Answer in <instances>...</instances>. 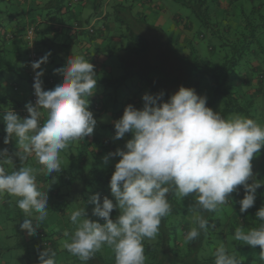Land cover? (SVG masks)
I'll return each instance as SVG.
<instances>
[{"label": "trees", "instance_id": "trees-1", "mask_svg": "<svg viewBox=\"0 0 264 264\" xmlns=\"http://www.w3.org/2000/svg\"><path fill=\"white\" fill-rule=\"evenodd\" d=\"M5 1L0 0V4ZM74 2L78 6L87 2L94 16L99 15L113 26L109 30V42L103 50H96L94 56L104 55L107 58L105 64L94 65L96 63L93 64L91 58L89 60L97 75L95 98L90 101L89 110L99 127L89 146L84 140V145L80 147L71 148L69 145L66 149L70 151L68 156L62 157L60 153L62 170L59 173H37V183L44 186L41 190L47 191L49 210L54 211L60 220L55 230L46 231V221V224H40L34 236H27L26 231L19 227L25 218L24 213L16 207L14 198L5 196L0 204V230L5 232L0 238V262L3 264H39V252L44 247L54 250L56 257L70 254L62 248V240L63 231H70L73 226L68 214L72 209L70 203H73L74 186L84 185V193L96 188L99 191L96 190L95 194H99L101 200L107 196L115 203L109 181L119 157H108L107 162L104 157L118 148L123 149L127 140L132 138L130 133H126L121 139H113V122L122 116L129 104L141 109L143 94L155 95L162 91L163 99L167 101L180 86L192 88L197 95L207 98V107L220 112L225 118L242 114L264 126V0H147L141 6L135 0H119L110 6L108 12L104 8L105 0H46L40 9L43 11L41 16L37 15L46 31L37 36L35 20L38 18H31L34 40L30 46L26 37L28 30L20 21V9L10 14L6 10L8 15L0 17V114L11 109L21 118L28 117L29 114L24 111L25 105L30 102L31 52L37 55V60L50 53L48 62L41 65L43 90L54 88L62 79V74L54 71L62 66L59 57L76 54L71 43H57L56 37L63 27L61 19L72 11ZM164 2H170L172 9L165 7ZM176 5L187 10L185 15L188 17L174 12ZM37 8L31 10L37 11ZM1 14L4 13L0 9ZM168 14L169 27L175 28L182 23L184 35L176 41V45L161 27L154 26L159 24L160 17H168ZM10 23L14 26L18 24L20 30L17 34L8 31ZM74 27L79 31L78 35L83 33L78 23ZM84 31L90 38L100 37L93 28ZM114 39L118 40L114 42ZM18 44L23 48L19 49ZM116 64L121 74L115 77ZM105 97L106 103L103 101ZM107 109L110 110V118L104 117ZM4 129L5 124L0 118V150L6 148L11 155L18 151L16 140L11 138L5 145ZM251 163L253 173L258 174L254 175L255 178L262 184L256 190L253 209L241 213L235 208L236 227L240 225L246 229L259 223L256 212L264 206V183L261 178L264 177V146ZM13 165L17 169L21 166L15 156ZM30 165L42 168L37 163ZM237 189L243 199L245 189L242 186H237ZM74 202L79 204L81 198ZM86 202L83 198L82 205L88 217L103 223L101 218L92 216L94 205ZM169 202L172 212L162 219L158 236L144 241L145 264H213V252L221 242L230 253L236 252L243 259V264H261L259 246L249 247L235 241L236 227L222 229L214 213H205V216L215 227L209 228L206 234L202 232L196 241L185 243L184 234L193 226L191 214L189 210L181 209L175 194H169ZM252 210L254 213H251ZM110 215L115 219L119 210L114 208ZM70 258H73L72 262L65 259L62 264H82L77 257L72 255ZM87 264H115L114 255L107 261L98 252Z\"/></svg>", "mask_w": 264, "mask_h": 264}, {"label": "clouds", "instance_id": "clouds-1", "mask_svg": "<svg viewBox=\"0 0 264 264\" xmlns=\"http://www.w3.org/2000/svg\"><path fill=\"white\" fill-rule=\"evenodd\" d=\"M49 55L31 62L37 99L35 105H25L28 117L21 118L11 109L0 114L6 133L3 143L15 138L18 148L11 155L6 148L0 150V204L5 196L15 199L25 215L19 227L29 236L35 235L49 215L47 191L39 187L37 173H59L61 151L91 136L97 124L89 110V98L97 86L94 65L83 55L68 56L54 70L62 79L54 88L43 90L41 65L48 62ZM163 96L162 91L143 94L141 109L129 104L113 122V139L126 133L132 138L123 149L104 157L105 162L108 157H119L109 181L115 203L107 196L101 200L99 194L88 200L94 205L92 216L103 223L90 219L84 205L68 214L73 229L63 231L62 248L82 264L105 247L114 253L115 264H145L144 241L155 239L162 219L171 214L170 193L180 200L194 194L189 208L193 226L184 234L185 243L215 227L205 213H215L227 204L237 186L245 189L239 211L244 213L254 205L262 183L255 178L251 161L264 146V126L242 114L225 118L207 107V98L192 88L180 86L167 101ZM13 156L21 162L18 169ZM29 158L42 168L27 166ZM114 208L119 210L115 219L110 215ZM256 217V226L246 229L239 225L233 238L249 247L259 246V260L264 264V206ZM56 255L44 247L39 264H57ZM213 257V264H243L222 242Z\"/></svg>", "mask_w": 264, "mask_h": 264}, {"label": "crops", "instance_id": "crops-1", "mask_svg": "<svg viewBox=\"0 0 264 264\" xmlns=\"http://www.w3.org/2000/svg\"><path fill=\"white\" fill-rule=\"evenodd\" d=\"M21 2V4H23V6L27 9V11L23 9H20L19 12V17H20V21H22L24 23V27L26 29V31L31 27L32 23L30 19L33 17V14H35L36 12H43L40 9L42 8V6L44 5V3L46 2V0H19ZM119 0H105V4H104V8L105 10L108 12L110 6H112V4L117 3ZM136 2H138L140 4V6L142 4H144L147 0H135ZM76 2L72 3V8L70 12H68L62 19L61 21L63 22V27L61 28V31H59V35L56 37V42H67V44L71 43L74 47V53L76 55H83L85 57V59L90 60V58L92 59V62L94 65L97 64H105L107 58L104 55H99L97 57L94 58L95 54L97 53L96 50H103L105 48V44L107 42H109V30L112 29V25L110 24V22L108 20H104L102 19V17H100L99 15L94 16L92 9H91V5L88 4L87 2H85L83 5L78 6L75 4ZM38 6L37 11H32L31 9H34ZM81 7V9L79 8ZM79 11V12H78ZM22 12H25L24 14ZM106 14V12H105ZM8 15V14H7ZM5 15V16H7ZM39 15V14H38ZM41 16V15H40ZM22 18V20H21ZM39 19V20H38ZM36 19V24L38 25V30L36 32L37 36L41 35V31H46L45 28L41 27V21L40 18ZM150 19H153V17ZM78 23L80 27L83 28V30L81 32H83L82 34H77L79 31H76L74 25ZM18 24H16V26L13 25V23H10V29L8 31H11V33L13 34H17V32L20 30L17 26ZM36 25V26H37ZM27 27V28H26ZM43 28V29H42ZM88 28H93L95 30V33H99L100 37L98 38H90L87 33L84 31ZM102 28V29H101ZM16 32H15V30ZM106 30H108L106 32ZM41 32V33H40ZM39 33V35H38ZM118 39H114V42H116ZM17 47L19 49L23 48L22 45H17ZM62 52V50L60 51ZM68 56H63V57H59L60 60V64L64 65L66 62ZM93 57V58H92ZM95 98V95H93L92 97H90V101H93ZM108 117L110 118V110L107 109L104 112V117ZM106 119H104L105 121ZM99 127V126H98ZM95 132V131H94ZM94 132L91 136L89 137H85L84 140L87 141L89 146L92 141H93V136H94ZM83 140V141H84ZM73 142L70 143L71 148H76V147H80L82 145H84V142ZM92 147V146H91ZM94 149V148H93ZM70 151L69 150H63L61 151V155L62 157L65 156ZM71 155V154H70ZM27 165L35 163L34 158H29L28 161L25 162ZM260 165V164H258ZM38 169V168H37ZM40 188H44V186L42 187V185H40V183H38ZM239 210V209H238ZM35 221H33L34 223ZM35 224V223H34ZM26 231V230H25ZM43 232V231H42ZM5 234L4 231L0 230V238L3 237ZM26 235H28L27 231H26ZM34 236V235H33ZM32 237V236H31ZM0 264H3L2 262H0Z\"/></svg>", "mask_w": 264, "mask_h": 264}, {"label": "rangeland", "instance_id": "rangeland-1", "mask_svg": "<svg viewBox=\"0 0 264 264\" xmlns=\"http://www.w3.org/2000/svg\"><path fill=\"white\" fill-rule=\"evenodd\" d=\"M165 7L167 8H170L172 9V4L169 2L168 4H165V2L163 3ZM23 7V4H21V2L19 0L17 1H8L7 0L4 2V3H1L0 4V9L3 11L4 14H1V16H5L7 13L10 14V13H13V11H16V10H19V9H23V8H20ZM179 10H177V8ZM174 7V12L176 13H179L182 17H188L187 15H185L187 12V10H183L181 9V7L177 6ZM81 9V7H79ZM8 11L7 13H5V11ZM25 11H27L26 8H24ZM79 12V11H78ZM42 12H36L35 14H33V17L32 18H39L37 15L40 14L41 15ZM165 16V15H164ZM2 18V17H1ZM161 19H158V22L159 24L157 25H154V26H158V27H161L162 28V31L164 34H166L171 40L172 42L174 43V45H176V41L178 39H180V37H182L184 34H183V29H181V24L180 23L177 27H169V21H170V18H169V14H168V17L165 16V17H160ZM201 46V45H200ZM180 49V48H179ZM200 51H203L200 49ZM163 57V56H161ZM115 68H117V64L114 65ZM117 71V72H116ZM116 73L114 72V75L113 76H117L119 74H121V71L117 68L116 69ZM102 91V90H101ZM175 93V92H174ZM90 100V98H89ZM104 103H106V97L105 99H103ZM117 101H119V97L117 98ZM118 105V104H117ZM95 119V118H94ZM102 120H104V118H102ZM261 125H263V123H261ZM98 130V126L96 125L95 128H94V131H97ZM101 133V132H100ZM109 135L106 133V137H108ZM75 152V151H74ZM75 154V153H74ZM106 156V155H105ZM27 165V164H26ZM27 166H32V165H27ZM33 167V166H32ZM254 175H258V174H254ZM261 176V175H260ZM262 182L264 183V177H262ZM84 186V185H83ZM83 186H74V195L72 196V202L73 203H70V206L72 207L71 210H69L70 212L72 210H74L75 208L77 207H81L83 206L82 205V199L85 198L86 199V203L88 205H92L90 203H88V200L89 198L95 194V191L98 190L96 188H93L90 189L87 193H84L82 191V189L85 187ZM99 191V190H98ZM94 192V194H93ZM79 198H81V204H76L74 202V200H79ZM178 198V197H177ZM241 200V197L240 195L238 194V189H236L234 192H232L230 195H229V203L223 205L220 207V209L215 212L214 214L216 215L218 221H219V225H221L222 229L226 228V227H236V219H237V214L235 213V208H240V205H239V201ZM70 201V202H71ZM178 202H179V205L181 207V209L183 210H189L190 206L193 205L194 203V194L193 195H190L183 198V199H179L178 198ZM251 209H253V207H251ZM249 212V209L247 210ZM23 213V212H22ZM251 213H254L253 210L251 211ZM35 215V214H34ZM46 221L48 222V224H46ZM52 221V222H50ZM41 223H45L46 224V227H44V229L47 231L48 229H56L57 226H59L60 224V220L58 219L57 215L55 214L54 211L52 210H49V215L48 217L46 218L45 221L41 222ZM73 229V226L70 227V231ZM51 232H54V231H51ZM102 256V258L104 260H111V258L113 257L114 253L112 252L111 249L105 247L103 248L100 252H99ZM32 255V254H31ZM70 257H72L71 254H65L64 253V257L63 256H57L56 257V260H57V264H62L64 262L65 259H67V262H72L73 258L71 259ZM63 260V261H62Z\"/></svg>", "mask_w": 264, "mask_h": 264}, {"label": "built area", "instance_id": "built-area-1", "mask_svg": "<svg viewBox=\"0 0 264 264\" xmlns=\"http://www.w3.org/2000/svg\"><path fill=\"white\" fill-rule=\"evenodd\" d=\"M26 37H27V42L28 45L30 46L34 40V30L32 28H29L27 33H26ZM30 59V68H31V62H35L37 61V55L33 52L30 53L29 56ZM37 71V70H36ZM34 76H35V72L32 70L31 68V76H30V102L35 105L36 102V96L34 94V88H33V83H34ZM24 113H27V111L25 110Z\"/></svg>", "mask_w": 264, "mask_h": 264}]
</instances>
